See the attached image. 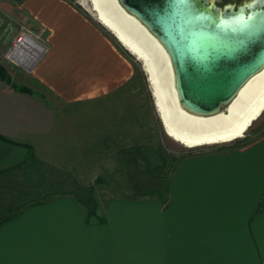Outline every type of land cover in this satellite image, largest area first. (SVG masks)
<instances>
[{"label": "crops", "instance_id": "1", "mask_svg": "<svg viewBox=\"0 0 264 264\" xmlns=\"http://www.w3.org/2000/svg\"><path fill=\"white\" fill-rule=\"evenodd\" d=\"M0 12L33 21L48 46L31 93L0 79V170L31 149L51 162L43 152L60 144L63 117L54 98L108 102L138 60L77 0H0ZM168 183L164 198L109 197L103 222L71 195L27 207L0 225V264H264V134L183 155Z\"/></svg>", "mask_w": 264, "mask_h": 264}, {"label": "rangeland", "instance_id": "2", "mask_svg": "<svg viewBox=\"0 0 264 264\" xmlns=\"http://www.w3.org/2000/svg\"><path fill=\"white\" fill-rule=\"evenodd\" d=\"M216 2L221 6L242 3L241 0ZM22 26L32 31H38L39 27L24 16L21 19L0 16V34L4 33L1 43L8 45L0 55V64L8 70L17 85L31 89L25 82L28 83L26 78L31 76L35 69L29 72L9 62L5 57L13 38L19 34ZM42 37L45 38L44 33ZM131 56L135 59L132 54ZM136 63L139 73L127 88L115 92V98H110L108 102L68 104L54 98L57 109L63 113L57 135L60 144L56 145L57 149L54 151L43 152L51 160L45 162L49 165L45 166L48 167L45 171L52 173L51 176L59 180L66 181V186L72 178L75 179L78 182L75 186L82 188L83 197L88 194L86 189L93 187L98 214L106 199L111 196L138 194L142 193L140 189L157 190L159 186H163L172 168L190 150L231 146L264 134L263 113L244 138L232 143L197 148H187L176 143L165 133L154 105L148 77L146 73L144 75L141 62L138 60ZM127 98L129 103L119 102ZM148 149H152L155 155L149 154ZM21 175L23 179L34 178L32 175L26 176L24 172H21ZM8 179L0 178V198H4V193L12 191L10 186L13 184H10ZM60 196L61 194H57L53 197Z\"/></svg>", "mask_w": 264, "mask_h": 264}, {"label": "water", "instance_id": "3", "mask_svg": "<svg viewBox=\"0 0 264 264\" xmlns=\"http://www.w3.org/2000/svg\"><path fill=\"white\" fill-rule=\"evenodd\" d=\"M119 2L167 49L179 99L193 114L211 116L226 111L243 85L264 68V36L249 38L241 31L246 12L242 3L221 6L216 0H196L197 11L210 19L193 20L179 0ZM183 34L191 35L195 58L185 51Z\"/></svg>", "mask_w": 264, "mask_h": 264}, {"label": "bare ground", "instance_id": "4", "mask_svg": "<svg viewBox=\"0 0 264 264\" xmlns=\"http://www.w3.org/2000/svg\"><path fill=\"white\" fill-rule=\"evenodd\" d=\"M142 64L154 105L166 134L187 148L232 143L244 138L264 113V68L251 77L226 105L211 116L183 108L171 57L162 42L119 0H79ZM27 64V63H26Z\"/></svg>", "mask_w": 264, "mask_h": 264}, {"label": "trees", "instance_id": "5", "mask_svg": "<svg viewBox=\"0 0 264 264\" xmlns=\"http://www.w3.org/2000/svg\"><path fill=\"white\" fill-rule=\"evenodd\" d=\"M0 79L16 90L29 93L32 92V90L26 86L17 85L12 80V76L10 75L8 70L1 64ZM205 150H190L186 154H184V156L195 155L198 153H202ZM130 151L132 150L130 149ZM147 152L152 156L155 155L152 149H148ZM45 162L47 161L39 158L34 152V150L31 149L28 156L23 162L15 166L0 170V178L7 177L9 178L8 182L10 184H13L10 186V190L12 189V191L4 193V198H0V225L3 222L9 221L17 217L27 207L46 203L57 198L53 197L57 194H61V196L71 195L75 197L85 209L87 221H90L91 219H97L98 221L103 222V218L97 213V203L94 196L93 187L89 186L88 189H86L88 190L87 196L83 197V193L81 192L82 188H80L79 185L77 187L75 186L76 184H78L75 179L72 178L70 180L69 185L66 186V181L59 180L57 177L51 176L52 173H47L45 171V169L48 168L45 166H49ZM21 172H24L26 176L32 175L34 178L23 179ZM33 172L36 173L34 174ZM168 185V179H166L164 181L163 186H159L157 190L140 189L139 191L142 193H135L126 196L136 198L143 196H159L164 198V196H166L168 193Z\"/></svg>", "mask_w": 264, "mask_h": 264}, {"label": "built area", "instance_id": "6", "mask_svg": "<svg viewBox=\"0 0 264 264\" xmlns=\"http://www.w3.org/2000/svg\"><path fill=\"white\" fill-rule=\"evenodd\" d=\"M37 30L32 31L22 26L19 34L13 38L5 56L9 62L29 72H33L48 51L46 40L42 37L43 30Z\"/></svg>", "mask_w": 264, "mask_h": 264}, {"label": "snow or ice", "instance_id": "7", "mask_svg": "<svg viewBox=\"0 0 264 264\" xmlns=\"http://www.w3.org/2000/svg\"><path fill=\"white\" fill-rule=\"evenodd\" d=\"M179 2L185 5L188 15L193 20L210 19V17L203 16L197 11L196 0H179ZM241 2L246 8V12L243 14L245 24L241 31L246 33L249 38L258 35L264 36V0H241ZM253 7H256L257 11L254 12ZM180 38L184 41L187 54L195 58L196 49L191 43V35L183 34ZM204 58L206 59L207 57Z\"/></svg>", "mask_w": 264, "mask_h": 264}]
</instances>
